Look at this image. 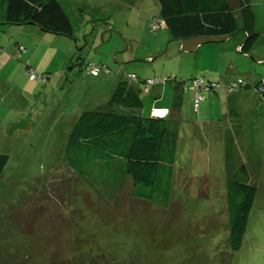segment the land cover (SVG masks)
Wrapping results in <instances>:
<instances>
[{
	"label": "rangeland",
	"instance_id": "obj_1",
	"mask_svg": "<svg viewBox=\"0 0 264 264\" xmlns=\"http://www.w3.org/2000/svg\"><path fill=\"white\" fill-rule=\"evenodd\" d=\"M58 1L72 36L5 23L0 6V151L9 155L0 178V264H264V95L254 89L264 79V0H250L258 38L248 53L239 51L237 9L232 35L183 42L164 24L151 28L156 0ZM87 63L109 73L88 75ZM130 73L163 81L141 93L145 112L170 105L176 86L189 83L180 114L192 126L205 123L184 125L166 209L127 194L100 199L61 160L78 116L102 108ZM195 78L204 79L198 109ZM236 78L246 83L234 92L237 119L227 114L224 91ZM232 123L236 155L244 162L253 151L261 163L249 168L257 195L242 247L231 255L222 134Z\"/></svg>",
	"mask_w": 264,
	"mask_h": 264
},
{
	"label": "trees",
	"instance_id": "obj_2",
	"mask_svg": "<svg viewBox=\"0 0 264 264\" xmlns=\"http://www.w3.org/2000/svg\"><path fill=\"white\" fill-rule=\"evenodd\" d=\"M156 1L159 5L156 17L163 20L169 35L174 39L232 35L240 28L236 9L242 20L240 29L245 33L239 51L248 53L258 38L250 0H238L237 8L230 0ZM0 6L1 18L5 23L33 24L45 32L72 36L71 22L58 0H0ZM85 67L84 70L91 76L106 73L92 75ZM238 79L241 83L237 88L246 86L242 78L231 81ZM148 80L153 79L141 81L134 73L125 74L115 84L102 108L83 111L71 127L61 160L74 177L94 190L100 199L116 201L121 195L127 194L166 209L171 202L177 172L175 161L178 144L181 145L183 129L187 128L184 125H199H190L180 114L182 92L191 90L189 83L187 87L178 84L180 87L176 86L170 105L162 104L166 105L165 115H153V108L162 109L153 105L145 112L141 93H149L152 87L163 83L157 80L149 84ZM199 80L204 82V79ZM210 82L206 81L204 86L208 88ZM260 85L261 81L254 89L259 96H263L264 91L258 89ZM236 89L225 91L227 114L237 119L240 114L238 99L234 94ZM197 93H200L199 89ZM235 125L230 124L222 134L228 229L225 250L231 255L242 247L257 195L256 184L248 178L249 171H257L261 163L260 155L253 151L246 152L244 162L236 155L237 144L232 135V128L237 129ZM8 161L9 155L0 151V178ZM54 174L51 173L50 177Z\"/></svg>",
	"mask_w": 264,
	"mask_h": 264
},
{
	"label": "built area",
	"instance_id": "obj_3",
	"mask_svg": "<svg viewBox=\"0 0 264 264\" xmlns=\"http://www.w3.org/2000/svg\"><path fill=\"white\" fill-rule=\"evenodd\" d=\"M163 24H164L163 20H161V19H159L157 17L150 22V26H151V28L153 30L159 28ZM153 30H151V31H153ZM85 68H86L87 72H89L92 75H98L100 72H106V73L108 72V69H107L106 66H104V65L103 66L102 65H98L96 63H88ZM29 73H30L31 77H34L35 73H34L33 70H29ZM156 82H157V80H148L147 81V83H149V84L150 83L153 84V83H156ZM201 82L202 81L197 80V79L194 80V84L192 86H194V89L195 90H198L199 89ZM239 83H241V80H239V79L236 80V81H231L230 83H227L226 84L225 89L227 91H232V90L236 89L239 86L238 85ZM191 89H193V88L191 87ZM203 89L204 90H207L208 88L204 86ZM258 89H259L260 92L264 91V79L262 80L261 86ZM201 99H203V97L200 96L198 93H196V95L194 97V100H193L194 101L195 109L198 107V103H199V101ZM157 111H158L157 109H152V112L153 113L154 112H157Z\"/></svg>",
	"mask_w": 264,
	"mask_h": 264
},
{
	"label": "crops",
	"instance_id": "obj_4",
	"mask_svg": "<svg viewBox=\"0 0 264 264\" xmlns=\"http://www.w3.org/2000/svg\"><path fill=\"white\" fill-rule=\"evenodd\" d=\"M231 1V0H230ZM234 2H235V4H236V6H237V4H238V0H234ZM232 3V2H231ZM238 10V9H237ZM239 11V10H238ZM241 23H242V20H241ZM197 37H194V38H189V39H191V40H194V39H196ZM187 40L188 39H186V40H183V42H187ZM198 43H196L195 44V46L197 45ZM190 47H192V46H190ZM200 48V47H199ZM224 91H225V89H224ZM226 92V91H225ZM205 99V98H204ZM160 100H155V101H153L152 103H158ZM153 106H158V107H162V109H165V107H166V105H153ZM159 111H162V112H164L163 110H159ZM159 111H157V112H159ZM161 112V113H162ZM204 125H205V123L204 122H202ZM197 124V123H196ZM203 124H197V125H199V126H202Z\"/></svg>",
	"mask_w": 264,
	"mask_h": 264
},
{
	"label": "clouds",
	"instance_id": "obj_5",
	"mask_svg": "<svg viewBox=\"0 0 264 264\" xmlns=\"http://www.w3.org/2000/svg\"><path fill=\"white\" fill-rule=\"evenodd\" d=\"M153 109H156V108H153ZM157 110H158V111H159V110H163L164 112H163L162 114H159V113H157V112H154V113L152 112V114H153V115H156V116H163V115H165L166 112H167L166 109H157Z\"/></svg>",
	"mask_w": 264,
	"mask_h": 264
},
{
	"label": "bare ground",
	"instance_id": "obj_6",
	"mask_svg": "<svg viewBox=\"0 0 264 264\" xmlns=\"http://www.w3.org/2000/svg\"><path fill=\"white\" fill-rule=\"evenodd\" d=\"M157 113L162 114L161 112H157Z\"/></svg>",
	"mask_w": 264,
	"mask_h": 264
}]
</instances>
